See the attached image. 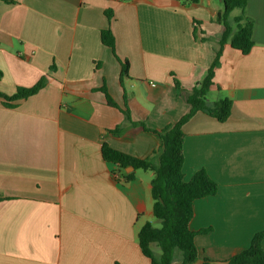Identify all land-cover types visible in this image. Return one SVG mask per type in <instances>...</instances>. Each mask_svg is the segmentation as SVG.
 <instances>
[{"label": "crops", "instance_id": "0c3cea01", "mask_svg": "<svg viewBox=\"0 0 264 264\" xmlns=\"http://www.w3.org/2000/svg\"><path fill=\"white\" fill-rule=\"evenodd\" d=\"M223 12L224 0H0V93L48 79L14 107L0 98V264H152L138 233L155 225L154 174L106 162L102 146L158 157L160 137L123 110L153 130L186 115L220 49ZM245 14L254 46L224 45L209 94L232 101L229 118L198 112L183 127L184 180L205 170L218 185L194 204L191 228L210 230L195 237L194 264L225 262L264 231V0H247Z\"/></svg>", "mask_w": 264, "mask_h": 264}, {"label": "trees", "instance_id": "16d2710c", "mask_svg": "<svg viewBox=\"0 0 264 264\" xmlns=\"http://www.w3.org/2000/svg\"><path fill=\"white\" fill-rule=\"evenodd\" d=\"M197 3L199 0H189ZM247 0H224V12L217 20L223 22L225 31L219 42L220 49L212 66L209 68L205 79L196 85L187 99L190 111L181 117L176 123L162 130H153L144 123L133 122L128 108L123 110L127 120L131 124L140 126L145 132L157 134L161 139L159 155L155 160L139 159L120 151L114 150L107 144L102 146V157L106 162L119 166L122 170L133 168V171L142 170L153 172L152 198L153 215L158 226L146 223L138 233V242L143 255L151 259L152 264H173L175 253L178 251L182 257V264H194L199 259V250L195 245V237L206 234L210 230L195 231L191 228L194 218V204L197 200L215 196L218 185L208 176L205 170L198 171L190 181L184 180V125L198 112H202L220 122L226 121L232 110V101L224 98L218 101H209L211 86L215 68L219 65V59L225 44L241 52L243 55L250 53L254 46L252 40L253 21L245 14ZM238 9L240 14L235 18L236 28L229 23V16ZM102 43L115 52V38L110 29L101 32ZM117 57V56H116ZM121 77L128 76L129 64L121 61ZM3 72L0 70V80ZM47 77H42L34 86L29 88L18 87L11 95L0 93L4 106L14 107L20 100L28 99L40 92L47 84ZM177 90L181 85L174 78ZM101 91L105 94L107 103L111 107L119 108L108 93L106 87ZM119 129L113 131L118 133ZM126 181L134 179V172L124 174ZM264 231L257 233L246 250L236 254L229 260L217 263L208 258L202 260V264H264V248L262 241ZM159 254H156V251Z\"/></svg>", "mask_w": 264, "mask_h": 264}, {"label": "rangeland", "instance_id": "374dc122", "mask_svg": "<svg viewBox=\"0 0 264 264\" xmlns=\"http://www.w3.org/2000/svg\"><path fill=\"white\" fill-rule=\"evenodd\" d=\"M237 14H238V10H235V11L232 13V16H235V15H237ZM229 23H230V25H231L232 27H235V26H236L235 23H234L233 21H229ZM153 222L155 223L156 226L159 225L158 222H157V220H156L155 218L153 219Z\"/></svg>", "mask_w": 264, "mask_h": 264}, {"label": "water", "instance_id": "95a60500", "mask_svg": "<svg viewBox=\"0 0 264 264\" xmlns=\"http://www.w3.org/2000/svg\"><path fill=\"white\" fill-rule=\"evenodd\" d=\"M130 169H133V168H130Z\"/></svg>", "mask_w": 264, "mask_h": 264}]
</instances>
